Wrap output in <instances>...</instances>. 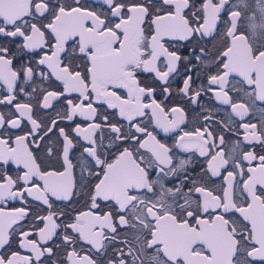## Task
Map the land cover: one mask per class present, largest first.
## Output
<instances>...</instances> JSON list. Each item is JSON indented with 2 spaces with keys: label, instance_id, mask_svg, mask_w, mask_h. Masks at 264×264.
<instances>
[{
  "label": "snow or ice",
  "instance_id": "1",
  "mask_svg": "<svg viewBox=\"0 0 264 264\" xmlns=\"http://www.w3.org/2000/svg\"><path fill=\"white\" fill-rule=\"evenodd\" d=\"M0 264H264V0H0Z\"/></svg>",
  "mask_w": 264,
  "mask_h": 264
}]
</instances>
